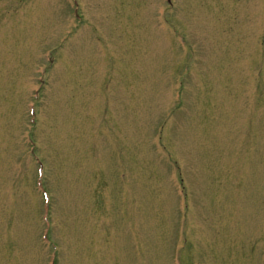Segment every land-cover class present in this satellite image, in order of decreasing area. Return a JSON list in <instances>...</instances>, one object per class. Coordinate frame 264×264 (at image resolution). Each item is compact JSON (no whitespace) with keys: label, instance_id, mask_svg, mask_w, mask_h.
I'll return each instance as SVG.
<instances>
[{"label":"rangeland","instance_id":"374dc122","mask_svg":"<svg viewBox=\"0 0 264 264\" xmlns=\"http://www.w3.org/2000/svg\"><path fill=\"white\" fill-rule=\"evenodd\" d=\"M171 3L0 0V264H264V0Z\"/></svg>","mask_w":264,"mask_h":264}]
</instances>
